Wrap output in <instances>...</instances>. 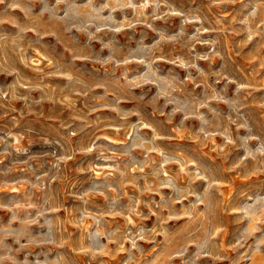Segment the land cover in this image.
I'll return each instance as SVG.
<instances>
[{
    "label": "rangeland",
    "instance_id": "rangeland-1",
    "mask_svg": "<svg viewBox=\"0 0 264 264\" xmlns=\"http://www.w3.org/2000/svg\"><path fill=\"white\" fill-rule=\"evenodd\" d=\"M0 264H264V0H0Z\"/></svg>",
    "mask_w": 264,
    "mask_h": 264
}]
</instances>
